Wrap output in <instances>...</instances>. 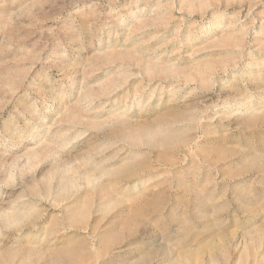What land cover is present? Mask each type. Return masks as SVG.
<instances>
[{"label":"rangeland","instance_id":"374dc122","mask_svg":"<svg viewBox=\"0 0 264 264\" xmlns=\"http://www.w3.org/2000/svg\"><path fill=\"white\" fill-rule=\"evenodd\" d=\"M0 264H264V0H0Z\"/></svg>","mask_w":264,"mask_h":264},{"label":"bare ground","instance_id":"6f19581e","mask_svg":"<svg viewBox=\"0 0 264 264\" xmlns=\"http://www.w3.org/2000/svg\"><path fill=\"white\" fill-rule=\"evenodd\" d=\"M4 222L8 224V223H11V220H8V221H7V220H5Z\"/></svg>","mask_w":264,"mask_h":264}]
</instances>
